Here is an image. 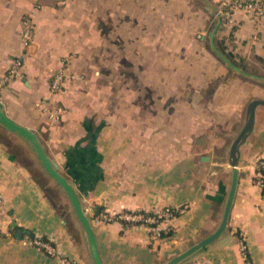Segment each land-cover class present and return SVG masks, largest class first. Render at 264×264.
I'll use <instances>...</instances> for the list:
<instances>
[{
	"label": "crops",
	"instance_id": "1",
	"mask_svg": "<svg viewBox=\"0 0 264 264\" xmlns=\"http://www.w3.org/2000/svg\"><path fill=\"white\" fill-rule=\"evenodd\" d=\"M127 1L126 5V0H96L98 15L112 10L113 23H120L121 9L127 6L133 23L152 26L153 0ZM171 1L184 10L192 0ZM213 1L218 0H208L205 5L209 15L213 3L218 4ZM88 8V0H0V77L15 58L23 59L21 75L2 87L0 104L11 118L39 134L47 154L74 184L89 214L88 204L92 212L96 206L108 211H152L171 205L178 210L160 225V233L140 223L104 221L90 214L104 264H163L220 223L232 175L228 138L242 129L248 102L253 97L264 98V82L239 76L216 84L208 101L199 94L186 100L177 97L173 117L180 122L181 134L175 135L188 138V143L180 148L183 156L179 160L165 159L167 150L163 148L160 157L154 158L151 147L138 151L136 140L127 141L122 138V130L105 127L107 118L90 105L84 82L72 79L71 74L82 70L80 60L73 59L66 68L63 90H51L50 75L61 67V57L78 38L72 27L82 24L83 14L84 24H89ZM166 14L157 22L167 24ZM26 15L35 22L34 38L28 47L22 41ZM230 26L223 33L230 36V42L225 37L226 44L234 53L245 58L264 57V13L255 17L237 10ZM134 32L129 36L133 43H129L130 48L143 49L146 70L149 66L145 88H164L165 78L155 83L151 78L152 32ZM162 63L157 65L159 71L165 69ZM144 100L146 114L149 111L151 115L154 104L160 105L161 115L168 114L162 108L167 95H148ZM55 103L64 106V112L60 119L51 120L42 109ZM124 132L137 135L131 130ZM146 135H152L151 129ZM262 157L264 105H258L255 129L241 147L239 181L228 229L180 264H247L239 237L247 243L251 262L264 264V195L255 180L256 162ZM43 173L50 175L28 140L0 123V264H64L37 246L35 237H46L60 255L75 259L77 264H93L80 221L58 209L55 197L42 182ZM50 178V184L58 182ZM63 197L67 198L64 190ZM20 228L24 232L17 234ZM161 231L171 234L162 235Z\"/></svg>",
	"mask_w": 264,
	"mask_h": 264
},
{
	"label": "rangeland",
	"instance_id": "2",
	"mask_svg": "<svg viewBox=\"0 0 264 264\" xmlns=\"http://www.w3.org/2000/svg\"><path fill=\"white\" fill-rule=\"evenodd\" d=\"M75 1L80 3L82 0ZM126 2L127 5L128 1L126 0ZM213 2L218 3L219 0ZM207 3L208 0H192L189 5L186 3L182 10L171 0H153L154 23L152 26H148L133 23L134 21L129 19L127 6H125V10L121 9V22L113 23L112 10H105L109 13L108 15L106 12L98 15L96 0H88L89 19L87 18V20L89 24H84L83 14L81 16L82 24L78 22L72 27L78 38L72 40L71 49L61 57V65L64 63L66 68L73 59L80 60L78 63L82 70L79 74H71L73 75L72 79H81L84 82L83 88L86 92L88 90L90 92V95L87 96L90 105L96 108L100 115L107 118L104 121L105 127L122 130V138L127 141L136 140L135 145L138 151L143 152L151 147L152 154L157 159L161 155V148H163L162 150H167V153H164L165 159L167 157L168 160H179L183 156L180 148L188 143L186 142L188 138L175 135L176 133L181 134L180 122L173 117L177 97L186 100V98L199 94L201 99L207 100L213 96L216 84L231 81L232 78L239 76L247 78L227 64L212 47L210 33L218 22L214 9L217 4L215 6L213 3L209 15L208 9L205 7ZM166 12L168 15L166 17L167 24L157 22L158 17L164 18ZM76 13H78L77 9L73 10V14ZM129 20L132 24L129 23ZM231 23H222L218 27L215 34L217 39L214 40L217 48L220 49L219 44L222 40L226 44V39L229 38L230 42V36H225L223 32L225 28L232 27ZM135 30L137 33L152 32L154 56L152 63H149L153 68L151 78L154 83L165 78L164 88H155L156 86L153 89L145 88V77L150 74L147 73L149 66L146 70L147 64L143 49L142 51L140 48L134 50L129 45L132 43L129 36ZM86 33L87 36H85ZM226 46L227 50L233 52L229 43ZM160 53L164 55L162 56ZM234 54L237 60L245 65L244 69L264 75V72L261 71L264 60L256 56L245 58ZM160 61L164 62L162 63L165 68L163 71H159L160 67L157 66ZM253 81L260 82L254 78ZM172 84L176 87L172 88ZM148 95L154 98L167 95V103L164 104L165 106L162 105V108L168 114L161 115L159 104L152 106L151 115L149 111L146 114L144 98ZM147 107H149L148 104ZM149 129H151L152 135L145 136V132ZM127 130L133 131L132 134L137 132L136 137L129 136L130 134L124 132ZM162 133L164 136L160 135ZM235 137L228 138L227 146H231ZM50 181H52L50 175L43 173L42 182L46 185L48 192L55 197L58 209L76 221L77 215L70 198L67 195V198L63 197L62 199L61 185L57 181L52 185ZM88 206L87 209L91 216L95 217L92 205L88 204Z\"/></svg>",
	"mask_w": 264,
	"mask_h": 264
},
{
	"label": "water",
	"instance_id": "3",
	"mask_svg": "<svg viewBox=\"0 0 264 264\" xmlns=\"http://www.w3.org/2000/svg\"><path fill=\"white\" fill-rule=\"evenodd\" d=\"M218 22L215 29L210 33L211 34V44L212 47L216 50V52L224 58L227 64L232 66L236 71L244 74L245 76L254 78L258 81L264 82V75L247 71L243 67L234 63L222 50L217 48L214 42V36L218 30L220 24L223 23V18L220 14L217 15ZM258 105H264V98L262 97H253L247 104L246 107V117L244 121V125L237 136L231 143L229 149V164L231 170V183L230 188L228 190L224 211L222 215V219L218 226L208 235L200 238L199 240L192 243L185 249L180 250L175 255L168 258L163 264H180L185 259L189 258L205 246L211 244L215 240H217L227 229L229 224V218L231 213V208L234 202V198L236 195L238 181H239V169L238 166L240 164V154L241 147L244 143L248 141V137L255 129L256 123V109ZM0 123L6 126L9 130L16 132L17 134L24 137L31 144L34 149L36 155L38 156L40 162L42 163L45 170L55 178L59 184L62 186L63 190L66 192L70 201L72 203L75 214L77 215L78 220L80 221L85 239L87 241L88 250L92 259L93 264H104L96 238V233L94 229V224L92 222V217L86 211L83 202L76 191L74 184L70 181V179L62 173L57 164L53 161V159L47 154L42 139L37 132L24 126L13 118H11L4 110V108L0 104ZM20 232H24L23 228H20L17 234Z\"/></svg>",
	"mask_w": 264,
	"mask_h": 264
},
{
	"label": "built area",
	"instance_id": "4",
	"mask_svg": "<svg viewBox=\"0 0 264 264\" xmlns=\"http://www.w3.org/2000/svg\"><path fill=\"white\" fill-rule=\"evenodd\" d=\"M237 10H243L252 14L255 17L261 16L264 13V0H219L216 7V14H220L224 23H231L234 21V14ZM35 22L31 15L24 16L22 28V41L24 46L28 47L34 38ZM23 59L17 57L14 59L11 66L0 77V103L2 101L1 89L11 79L21 75V67ZM67 73L64 63L61 67L54 70L50 75V87L53 92L63 90L66 85ZM49 119L58 120L64 112V106L55 103L54 105H45L42 109ZM264 157L259 158L256 162L257 184L259 185L262 194L264 195ZM3 201V196L0 194V204ZM88 210V209H87ZM175 208L171 205L148 210H129V211H108L102 210L95 215L96 218L104 221L121 220L126 223H140L148 228H151L160 233V225L175 216ZM33 242L39 246L48 255L57 257L64 264H77L75 259L60 255L58 248L49 240L43 237H35ZM240 249L246 259L247 264H253L250 260L248 247L243 237L238 238Z\"/></svg>",
	"mask_w": 264,
	"mask_h": 264
},
{
	"label": "trees",
	"instance_id": "5",
	"mask_svg": "<svg viewBox=\"0 0 264 264\" xmlns=\"http://www.w3.org/2000/svg\"><path fill=\"white\" fill-rule=\"evenodd\" d=\"M215 16L217 17V15H216V7H215ZM224 23V22H223ZM233 33V31L231 32V34ZM219 47H220V49L234 62V63H236V64H238V65H240L241 67H243V68H245V65L243 64V63H241V62H239L238 60H237V57H236V55L233 53V52H231V51H229V50H227V46H226V44L223 42V40L221 41V43L219 44ZM259 59H261V60H264V57H262V56H260V55H258L257 56ZM263 172H264V170H262ZM257 178H258V176H256L255 177V180L257 181ZM102 210V207L101 206H96V208L94 209V211H95V214H98L100 211ZM130 210V209H129ZM179 213V211L178 210H176L175 211V215H177ZM123 222L124 223H126V221H124L123 220ZM161 234L162 235H169V234H171V231H169L168 233H164L163 231H161ZM44 239H47L46 237H43Z\"/></svg>",
	"mask_w": 264,
	"mask_h": 264
}]
</instances>
